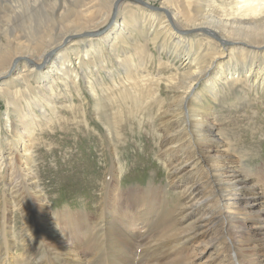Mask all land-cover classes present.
I'll return each mask as SVG.
<instances>
[{
	"label": "bare ground",
	"instance_id": "1",
	"mask_svg": "<svg viewBox=\"0 0 264 264\" xmlns=\"http://www.w3.org/2000/svg\"><path fill=\"white\" fill-rule=\"evenodd\" d=\"M69 1L72 8L59 3L63 11L54 17L71 15L76 8L78 14L71 20L73 27H65L58 37L53 34L51 23L49 29L42 30L40 23L44 22L46 27L51 22V16L41 12L46 3L24 0L14 6L13 12L18 14L13 17L19 20L17 28L25 35L18 33L20 40L8 38L0 43V96L7 107L4 119L0 116V142L4 143L0 145V179L7 181L9 195L15 194L7 196L5 209L1 208L4 209L1 222L5 220L8 230L3 227L0 232L3 246L0 264H46L49 253L53 264H184L208 250H211L206 260L209 264H264V161L251 170L245 165V156L234 147V138L222 127L221 118L217 122L214 105L209 102V99L216 103L225 100L221 97L231 93L237 82L248 89L264 91V0H203L204 9L199 6L195 16L185 8L167 6L165 0L159 6L161 10L145 3L149 5L148 11L142 12L138 20L133 19L131 10L120 8L123 0ZM113 5V20H108L106 13ZM93 7L99 9L102 17L92 14ZM156 12L165 19H158ZM178 14L182 24L178 22ZM95 18L99 21L90 28L87 23ZM102 20L104 24L100 27ZM144 25L150 26L146 32L140 28ZM135 29L140 34L139 43L132 35ZM203 36L213 38L216 45L203 41ZM83 38H87L84 48L75 47L73 43ZM198 38L199 44L206 42L208 52L190 58L191 47ZM118 39L133 53H119L112 42ZM149 42L155 47L159 44L162 51L167 48L165 52L175 58L185 53V58L179 60L182 67L170 76H163L164 79L149 73L132 77L133 69L142 67L143 60L150 58ZM80 56L87 60L80 62L83 61ZM223 58L227 62H221ZM114 70L123 75L121 85L114 79ZM103 77H107L111 87L104 85ZM163 87L175 92L169 100L161 96ZM110 88L135 97L139 89L148 93L142 105L155 107V112L147 116L152 122L160 120L158 112L167 114L168 118L162 122L168 123V128L160 132L156 128L153 132L167 170V182L162 188L124 189L121 176L124 166L112 162L103 181L101 202L94 211H61L65 221L75 225L66 231L60 212H51L44 194L35 187L32 150L35 136H31L32 131L26 126L36 114L29 110L25 113L18 99L25 98L28 106L37 108L46 117L47 108L55 110L60 92L79 97L84 91L94 100V112L99 118L100 92ZM241 98L238 96L237 100ZM66 102V107L73 106L70 97ZM10 106L15 118H20L16 125L9 118ZM107 132L112 142L110 128ZM5 133L10 134V139ZM112 145L115 153L116 144ZM16 162L22 176L20 181L13 182L17 180ZM187 166L195 170L187 171ZM21 182L32 199H25L29 204L22 207L25 233L19 239L9 220L15 207L24 204L25 195L18 187ZM167 186L176 192L173 203L168 199L171 189L168 192ZM155 189L160 190L161 203L166 205L164 215L159 211L160 198L153 192ZM75 213V219H70ZM17 242L25 246L23 253L17 254L13 249Z\"/></svg>",
	"mask_w": 264,
	"mask_h": 264
},
{
	"label": "rangeland",
	"instance_id": "2",
	"mask_svg": "<svg viewBox=\"0 0 264 264\" xmlns=\"http://www.w3.org/2000/svg\"><path fill=\"white\" fill-rule=\"evenodd\" d=\"M23 1L24 0H0V43H5L8 38L14 39V41L20 40L21 35H25V32L21 28H17V21L19 20L13 17L18 14L13 12L15 10L14 6L16 4H22ZM42 1L46 3V6L41 8L42 14L45 13V15L49 14L51 16V22H48L46 27L44 26V22H42L43 24L40 23L41 26L43 25L42 30H44L43 27L49 29L50 27L48 25L51 23L53 34L58 37L65 27H73L74 22H71V20L78 14L77 10L79 8H76L75 12L71 15L63 13L61 19L59 16L54 17L56 13L58 15L59 12L63 11V9L60 8L59 3L64 2L65 8L67 7L69 9L72 8L71 1ZM144 1L145 2L142 4L138 0H123L120 8H127L128 10H131L132 14H134L133 19L138 20V18L141 17L142 12L148 11L146 8H148L149 5H145V3H151L154 5L155 9V6H162V2L164 0ZM165 1H167L166 5L169 7L174 8L176 5L178 10L185 8L192 16L197 14L199 6V9H204V5L206 4L203 0H197L196 2L181 0L182 3L177 2V4L173 2L174 0ZM52 3H56V6H52ZM38 7L39 6H36V8ZM150 8L153 9L152 7ZM16 10L19 13L21 12V9ZM91 10L92 14L94 13L96 18L102 17L101 13L98 12L99 9L97 7H93ZM114 13L115 5L112 6L111 11L109 10V12L106 13L109 14L108 20H113ZM155 15L158 16V19H165V16L163 17L162 13L156 12ZM177 16H179L178 22L182 24L183 20L181 16L179 14ZM96 18L90 23H87L90 28L99 21V19ZM116 19L118 20V18ZM92 22L94 24H92ZM35 23H38L37 26L40 28L39 30H41L39 22L37 21ZM99 23L100 24L98 26L100 27L104 24L103 20ZM214 24H216V22ZM140 28L146 32V30H149L150 26L148 28V25H144L140 26ZM216 29L220 30L218 26H216ZM8 31L10 33H8ZM18 33H21V35ZM132 35L136 40V43L141 41L138 29L132 30ZM202 39L212 45H216L214 42L215 40H212L213 38L205 39V36H203ZM86 40L87 38L81 42L73 44L74 46L76 45L75 47L83 49ZM199 40H201V38H198V41H196V43L191 47V51L189 53L190 58L198 57L203 53L208 52V45L206 42L199 44ZM112 42L114 48H116L119 53H133V50H129L125 43L120 42L119 39L117 41L112 40ZM224 46L227 47L229 45ZM104 47L106 48V45H104ZM148 49L150 50L148 52L150 58L143 60L142 67L137 66L133 69L132 77L136 78V76L141 73H149L154 77L161 76L163 78V76H170L171 72H177L182 67L179 60L180 58H185V53L182 54L180 58H175L173 54L165 52L167 48H163L164 51H162L159 49V44L155 47L152 42H149ZM197 53L199 54L196 55ZM51 56H53V54ZM84 58L87 57L80 56V60L83 59V61L80 62H85L87 60ZM223 59L224 60L221 62H227L226 58ZM168 62L171 65H168ZM79 64L80 63L76 66H79ZM229 64L230 60L228 65ZM88 68L90 67L88 66ZM103 78L105 79L104 85L106 87H111V82L107 80V77ZM114 79L116 83L121 85V82H123L122 73L119 74V71L114 70ZM60 81L63 82L64 79L61 77ZM62 82L59 84L61 89ZM201 86L198 89H200ZM242 87H244V89H242ZM174 93L175 92L173 90L166 89L164 87L161 90V96L166 100H169L170 96ZM222 93H224V90H222ZM59 95L60 97L55 99V110L53 111L47 108L45 112L46 117H43L40 113H38L37 108L28 106L25 98L16 97L19 98L18 103L25 113L29 110L28 112L36 114L32 119L33 122L26 126L28 131L29 128L32 131L31 136H35L32 148L35 159L33 162V171L35 173L34 179L36 180L35 187L37 185L36 189L44 194L45 202L47 206L50 207L51 212H60V219L63 221L62 228L64 230L67 231V228H71L75 225L66 222L64 218L65 215L61 211H77L80 209L94 211L99 206L101 202L103 181L108 177L112 162L117 161L124 166L121 175L123 178L122 188L124 189H131L133 187L146 189L149 186H159L162 188V186H165L167 182V170L160 159L161 156L158 154L160 146H158L156 135L153 132H155L156 128L159 132L164 128H168V123L162 122L168 117L167 114L158 112L160 120L156 119L154 122L149 120L147 116L155 112V107H143L142 103L145 99H148V93L139 89L136 92L135 97L134 94L132 96V94L127 91H122L117 88H110L105 90L103 93L100 92V102L102 108L98 115L99 118L96 117L94 112V100L84 91L81 92L79 97L75 93L68 94V92H60ZM238 96L242 98L237 100ZM68 97H70L71 100L73 99V106L70 108L66 107ZM221 100L220 103H216L209 99V102L214 105V113L218 116L217 122H220L221 118L222 127L224 126L225 131L230 133L234 138V147L238 152L245 156V165L249 166L250 170L255 169L256 166L262 165V162L264 161V91H261L260 88L257 91L251 90L246 88L243 84H240V82H237L233 91L228 95H225L223 98L221 97ZM37 101H39V99H37ZM6 108V101L2 96H0V116L3 119L6 116ZM11 109L12 106H10V110ZM12 113L13 115H11ZM8 114L10 119L12 118V120H15L13 125L20 122V118H15V112L11 110ZM205 116L208 117L207 114ZM23 117L24 119H28L25 115ZM1 124H4V122ZM107 128H110L112 133L111 141L116 144V147H114L115 153L112 151L113 145L111 146L112 142H110ZM4 136H7L8 139H10V134L5 133ZM0 145H4L3 141L0 142ZM17 164L18 163L16 162V166L18 167ZM191 168L192 167L190 166L186 167L187 171L195 170V167ZM9 170L10 169H8V171ZM2 171L5 173L4 169H2ZM254 171L255 170L252 172ZM14 174L17 180H14L13 182L20 181L21 178L19 177L22 175L19 172V167L18 170L15 167ZM6 183L7 181L0 179V222L4 217L2 214L6 205L5 198H7V196L15 195L14 193L9 195ZM18 187H21L24 193L22 194L25 195V197L22 198L24 199V201H22L24 204L20 206L17 205L18 207H15L13 217H11V222L9 220V225L13 228V231L18 234L16 237L20 239L22 234L25 233V228L22 229L23 224L21 222L23 221V218L21 212H23V208H26L29 204L25 201V199L27 200L29 198V194L22 182L18 184ZM167 187L169 192L171 186ZM153 192L159 195L161 204L159 211L162 215H164L166 205L161 203V192L159 189H155ZM169 196L168 199L172 200L170 203H173L176 200V192L171 189ZM30 199L32 198L30 197L28 200ZM34 203L36 204L37 201L35 200ZM1 208L4 209L2 210ZM34 209H36L35 206ZM75 217L76 213L71 215L70 219H75ZM7 226L8 224L3 219L0 223V232L3 231V227L5 230H8ZM226 238L228 237L226 236ZM1 246L2 245H0V249L3 248V246ZM165 248L168 249V246ZM13 249L17 254L23 253L25 246H23L21 242H17ZM13 249L12 251H14ZM210 255L211 250H208L205 255L193 260L190 259L184 264H209L206 260L210 258ZM51 257L52 255L49 253L46 258L47 261H45L46 264H53L51 262Z\"/></svg>",
	"mask_w": 264,
	"mask_h": 264
},
{
	"label": "water",
	"instance_id": "3",
	"mask_svg": "<svg viewBox=\"0 0 264 264\" xmlns=\"http://www.w3.org/2000/svg\"><path fill=\"white\" fill-rule=\"evenodd\" d=\"M138 1H140L142 4L145 2L144 0H138ZM155 9L161 10L159 6H155Z\"/></svg>",
	"mask_w": 264,
	"mask_h": 264
}]
</instances>
